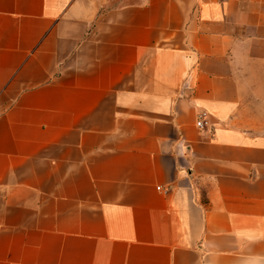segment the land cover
<instances>
[{"label":"crops","instance_id":"crops-1","mask_svg":"<svg viewBox=\"0 0 264 264\" xmlns=\"http://www.w3.org/2000/svg\"><path fill=\"white\" fill-rule=\"evenodd\" d=\"M0 264H264V0H0Z\"/></svg>","mask_w":264,"mask_h":264},{"label":"built area","instance_id":"built-area-1","mask_svg":"<svg viewBox=\"0 0 264 264\" xmlns=\"http://www.w3.org/2000/svg\"><path fill=\"white\" fill-rule=\"evenodd\" d=\"M204 124H205V122L203 120V117L199 116V118L196 122L197 127L201 128Z\"/></svg>","mask_w":264,"mask_h":264}]
</instances>
